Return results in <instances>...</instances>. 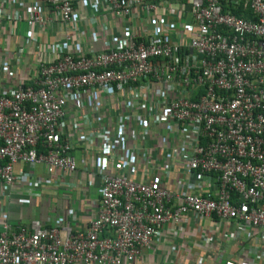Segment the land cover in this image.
I'll list each match as a JSON object with an SVG mask.
<instances>
[{
    "label": "built area",
    "instance_id": "built-area-1",
    "mask_svg": "<svg viewBox=\"0 0 264 264\" xmlns=\"http://www.w3.org/2000/svg\"><path fill=\"white\" fill-rule=\"evenodd\" d=\"M164 245L264 264V0H0V264Z\"/></svg>",
    "mask_w": 264,
    "mask_h": 264
},
{
    "label": "crops",
    "instance_id": "crops-1",
    "mask_svg": "<svg viewBox=\"0 0 264 264\" xmlns=\"http://www.w3.org/2000/svg\"><path fill=\"white\" fill-rule=\"evenodd\" d=\"M75 155H76L77 160H79L81 156L80 153L76 152ZM74 177L75 176H73V178ZM96 186H97V182L94 183V189L96 188ZM94 189H89L85 191V188L83 187L80 188L79 191H77V193H79V198L78 196L77 197L74 196V199H73V201H75V205H79V206L81 205V208L83 210H87L88 201L86 202H84V200L81 201V197L83 195L87 199L91 200L96 195V191ZM39 203H42V202H39ZM39 203L36 202V204H39ZM45 205L46 204L39 205L40 213H38V218H39L38 220H40L42 223L45 221V211H46ZM34 208H36L34 201H31L30 204H27L26 206L19 205L14 202V203H10L6 210L8 212L9 220L11 223H25L26 220L31 216ZM160 252L162 255L161 259L160 257L157 259L155 253L151 251H145L140 257L135 259L131 264H167V262L165 261L166 257H164V254H165L164 252H166V245L160 248ZM194 260H195L194 258L193 259L191 258L190 259L191 263L194 262ZM179 262L180 263L182 262L181 258H179Z\"/></svg>",
    "mask_w": 264,
    "mask_h": 264
},
{
    "label": "rangeland",
    "instance_id": "rangeland-1",
    "mask_svg": "<svg viewBox=\"0 0 264 264\" xmlns=\"http://www.w3.org/2000/svg\"><path fill=\"white\" fill-rule=\"evenodd\" d=\"M37 212H38V208H37ZM184 260V258H181V261H183Z\"/></svg>",
    "mask_w": 264,
    "mask_h": 264
}]
</instances>
